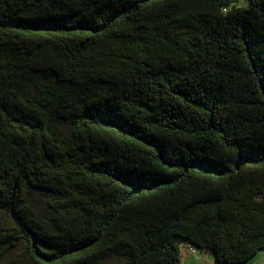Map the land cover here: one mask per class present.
I'll return each instance as SVG.
<instances>
[{
    "label": "trees",
    "instance_id": "16d2710c",
    "mask_svg": "<svg viewBox=\"0 0 264 264\" xmlns=\"http://www.w3.org/2000/svg\"><path fill=\"white\" fill-rule=\"evenodd\" d=\"M238 2L0 0V264L264 250V0Z\"/></svg>",
    "mask_w": 264,
    "mask_h": 264
},
{
    "label": "rangeland",
    "instance_id": "374dc122",
    "mask_svg": "<svg viewBox=\"0 0 264 264\" xmlns=\"http://www.w3.org/2000/svg\"><path fill=\"white\" fill-rule=\"evenodd\" d=\"M237 4H247L245 0H239ZM0 218L4 222L9 221V217L7 215H0ZM180 244V252H181V261L183 264H218L213 255H209L206 253H200L201 257L194 259V256L190 254L188 250L187 243L181 239H178ZM199 254V255H200ZM250 263L254 264H264V250L260 251V253L250 261ZM1 264H35L33 261L25 254L24 245L19 243L17 246L6 250ZM102 264H127L126 261L117 256H111L106 258ZM248 264V263H247Z\"/></svg>",
    "mask_w": 264,
    "mask_h": 264
},
{
    "label": "crops",
    "instance_id": "0c3cea01",
    "mask_svg": "<svg viewBox=\"0 0 264 264\" xmlns=\"http://www.w3.org/2000/svg\"><path fill=\"white\" fill-rule=\"evenodd\" d=\"M248 264H254V263H250V262H249Z\"/></svg>",
    "mask_w": 264,
    "mask_h": 264
}]
</instances>
